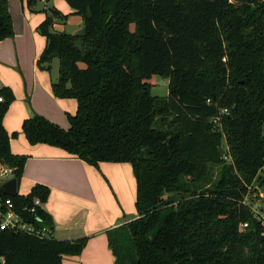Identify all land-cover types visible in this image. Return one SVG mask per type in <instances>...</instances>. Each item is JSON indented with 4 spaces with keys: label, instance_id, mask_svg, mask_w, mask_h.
Listing matches in <instances>:
<instances>
[{
    "label": "trees",
    "instance_id": "trees-1",
    "mask_svg": "<svg viewBox=\"0 0 264 264\" xmlns=\"http://www.w3.org/2000/svg\"><path fill=\"white\" fill-rule=\"evenodd\" d=\"M66 2L82 27L52 31L65 19L46 15L38 65L58 61L52 94L75 100L76 112L67 130L34 116L22 133L30 145L60 148L94 167L131 165L137 217L108 232L113 264H264L262 229L243 204L248 187L262 185L264 167V0ZM12 36L8 0H0V41ZM155 77L168 82L165 97L152 95ZM0 97V162L18 184L26 158L12 155L2 125L14 97L5 88ZM0 196L22 207L45 201L48 190L7 196L0 185ZM86 241L0 231V257L61 264Z\"/></svg>",
    "mask_w": 264,
    "mask_h": 264
},
{
    "label": "crops",
    "instance_id": "crops-1",
    "mask_svg": "<svg viewBox=\"0 0 264 264\" xmlns=\"http://www.w3.org/2000/svg\"><path fill=\"white\" fill-rule=\"evenodd\" d=\"M22 19L23 33L32 39L30 21L23 17ZM58 24L60 27L63 25ZM80 27L81 25L79 29ZM11 39L12 37L0 41V65L16 62L17 69L14 65L9 79L6 80L3 74L9 68L0 67V90L5 88L15 95L2 120L3 128L10 138V152L26 158L21 179L17 184V195L25 197L36 186L46 188L48 196L42 201L41 208L52 220L53 238L70 241L87 239L85 248L79 255L63 256L61 264H113L108 232L137 217L136 182L132 167L128 163L105 162L94 167L60 148L46 144L30 145L27 142L22 133L25 120L37 114L67 130L69 124L65 122L62 111L65 109L70 115H74L76 101L53 96L51 84L58 77V70L55 80L50 76L53 61L46 69H42L49 74L50 82L41 84L37 77L30 78L28 71L24 70L28 68L31 55L24 61L20 59L15 41L14 62L11 57ZM19 73L24 80L22 93L15 84Z\"/></svg>",
    "mask_w": 264,
    "mask_h": 264
},
{
    "label": "rangeland",
    "instance_id": "rangeland-1",
    "mask_svg": "<svg viewBox=\"0 0 264 264\" xmlns=\"http://www.w3.org/2000/svg\"><path fill=\"white\" fill-rule=\"evenodd\" d=\"M9 5V12L12 18L13 23V36L11 39V46H12V59L15 62V41L18 47V53L20 59L23 61L28 59L31 55L28 68L25 71H28L30 78L37 77L38 81L41 84H47L50 82L52 77L53 80H55L58 70V61L55 59L53 60V69L50 71V76L46 71H43L41 68H46V65H38V61L40 59V56L42 55L44 48H45V40L43 36L41 35L39 28L43 21L45 20L46 15L50 16L51 11L57 12L60 17H62L63 20L62 26L58 23V20H54V28H52V31L57 32H65L66 34H75L78 32L79 25L82 27V17L76 13H74L73 10L70 9L69 5L65 2V0H48L47 3L45 1H38L36 5L33 7H28L26 0H8ZM19 17L21 19H19ZM23 18L29 19L30 21V28L32 31V39H29L26 37L25 33H23L22 23ZM78 24V25H77ZM80 27V28H81ZM61 28V29H60ZM224 63L225 60H222ZM15 65V68L17 69V64L9 63L4 65H0V67L9 68L4 74V78L6 80L9 79L10 71L12 70L13 66ZM23 71V70H22ZM15 84L16 86H19L20 92L22 93L24 91V80L22 78V75L19 73V77L16 76L15 78ZM150 84L152 85L151 93L154 96L157 97H165L168 93V82L164 79L155 77L152 78L150 81ZM19 91V90H18ZM15 98V95L13 96ZM77 108V104H76ZM63 117L65 119V122L68 123L67 116L70 115L68 111L63 109L62 111ZM75 114V113H74ZM34 116H39L37 114H34ZM61 128V127H59ZM263 134H264V126H263ZM223 144V143H222ZM223 148L226 151V147L223 144ZM263 175H259L258 178L261 180L262 185L260 186L257 182L253 185V187L257 188V191L261 194L262 198H260L261 202H264V172H262ZM7 179L0 178V185L4 184Z\"/></svg>",
    "mask_w": 264,
    "mask_h": 264
},
{
    "label": "built area",
    "instance_id": "built-area-1",
    "mask_svg": "<svg viewBox=\"0 0 264 264\" xmlns=\"http://www.w3.org/2000/svg\"><path fill=\"white\" fill-rule=\"evenodd\" d=\"M2 102L3 99L0 97V103ZM225 112L222 111L221 115ZM213 123H217V120H214ZM0 178L7 179L6 182L12 179V169L4 166L1 162ZM260 198L262 196L257 188L250 186L243 204L250 209L255 221L259 223L264 237V202H261ZM41 206L42 201L39 198H34L30 205L19 207L9 197L0 196V231H8L38 240L53 238L54 229L47 225L39 214ZM246 227L247 224L240 225L241 229ZM0 264H4L3 257H0Z\"/></svg>",
    "mask_w": 264,
    "mask_h": 264
},
{
    "label": "water",
    "instance_id": "water-1",
    "mask_svg": "<svg viewBox=\"0 0 264 264\" xmlns=\"http://www.w3.org/2000/svg\"><path fill=\"white\" fill-rule=\"evenodd\" d=\"M220 154L223 156L225 151L220 149ZM1 192L7 196H15L17 194V182L15 179H10L1 185Z\"/></svg>",
    "mask_w": 264,
    "mask_h": 264
}]
</instances>
